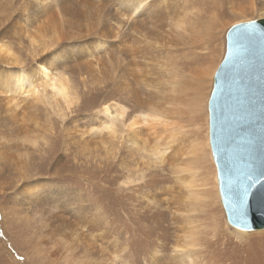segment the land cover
Masks as SVG:
<instances>
[{
	"label": "rangeland",
	"instance_id": "374dc122",
	"mask_svg": "<svg viewBox=\"0 0 264 264\" xmlns=\"http://www.w3.org/2000/svg\"><path fill=\"white\" fill-rule=\"evenodd\" d=\"M120 2L0 0V45L15 57L0 56V88L5 71L32 73L42 63L66 75L78 95L67 109L18 94L6 103L0 94V264H153L154 250L172 253L183 225L196 226L198 264H264V230L241 237L227 221L208 110L227 31L263 18L264 0H221L219 10L214 0H170L187 22L166 39L149 32L151 24L120 22ZM77 10L84 17L68 14ZM173 76L187 77L177 86L175 116L184 144L199 143L198 151L192 160L186 153L153 164L127 142L125 125L166 106ZM111 103L125 109L115 136L98 128L97 110ZM186 166L192 172L181 173ZM179 175L205 195L187 213L191 224L173 217Z\"/></svg>",
	"mask_w": 264,
	"mask_h": 264
},
{
	"label": "bare ground",
	"instance_id": "6f19581e",
	"mask_svg": "<svg viewBox=\"0 0 264 264\" xmlns=\"http://www.w3.org/2000/svg\"><path fill=\"white\" fill-rule=\"evenodd\" d=\"M120 1V8L118 11L121 18L120 22H123L124 25H130L132 29H136V25L139 23L151 24V31L149 32H152L157 36L159 35L163 39H166L167 36L172 34L177 35L180 32L186 31L185 22L187 21L184 19V16L186 15L182 14L184 13L181 12L182 6L177 2H175L176 4H172L170 0ZM214 3L217 10H219L221 0H214ZM175 5L178 6L175 7ZM171 6L175 7L173 11L177 12V15L175 14L172 16V12H168V9H170ZM159 7H161V9H159ZM188 12L193 13L192 10ZM81 13L77 10L68 14L77 18L84 17V15H82L83 13ZM217 18H214V21H219L218 19L220 18ZM214 21H211L212 25L215 24ZM142 25L145 26L144 24ZM142 25L139 24V27L142 28ZM211 26H209V30ZM144 28L145 27H143V29ZM211 33L209 34L211 35ZM2 52L5 53L4 56L2 55ZM0 56L2 60L6 61L8 60L6 57H11V59L15 61L13 54L3 45H0ZM5 72L3 85L0 88V94H2V100H6V103H9L14 99L17 100L16 97H12L11 95L15 96L18 94L24 95L25 97L32 96L34 98L50 100L55 105L61 103L69 109L78 99L77 93L72 90L68 77L63 73L56 75L53 72H50L47 66L42 63L37 64L35 68L32 69V73L28 72L21 66L15 71L7 70ZM167 81V86L164 89L162 88L165 90L166 106L161 105V107L157 108L152 107L147 112L137 114L125 125L127 142H129L132 148L139 150L142 157L144 156L147 161H150L153 164L161 163L164 162V160H168V158L172 159L177 155L180 156L186 153H189L192 156L190 158V160H192L195 158L198 151L199 143L197 144L193 141L188 145L184 144L186 142V138H184V134H182V128L184 127L175 116L177 110L180 108L176 107V104L174 103V100H176V94L179 93L177 86L187 83V77L180 80L173 76L171 78L169 77ZM149 93L152 94L151 91H149ZM124 113L125 109L116 103L103 105L97 110V114L101 115L104 119L103 123H101L98 128L102 127V129L112 133V136H115L116 122L124 117ZM102 129L96 131L99 132L102 131ZM144 132H148L149 136L152 137L149 138L148 135H142ZM163 132L166 133L162 136L161 134ZM188 159L189 157L187 156V160ZM192 170L193 169L190 170L187 166L183 169L180 168L181 173L183 171L190 173ZM187 176L188 175L178 176V179L182 181L183 186L178 199L179 207L175 209L173 217L175 219H180L187 224H191V220L189 219L190 216H188L187 213L196 211L199 206L198 201L205 200V195L201 189L197 188L192 180H187ZM204 200L202 202H204ZM177 212H180L178 216L175 215ZM195 228L196 226L183 225L181 235L177 237L172 253L167 256H158V250H154L153 264H198L197 259L200 256L199 251L201 247L197 243V231ZM247 230L248 229L235 227V231L237 232L235 234L243 237L247 234ZM257 230H264V228L256 229V231Z\"/></svg>",
	"mask_w": 264,
	"mask_h": 264
},
{
	"label": "water",
	"instance_id": "95a60500",
	"mask_svg": "<svg viewBox=\"0 0 264 264\" xmlns=\"http://www.w3.org/2000/svg\"><path fill=\"white\" fill-rule=\"evenodd\" d=\"M252 21L251 35L248 21L227 31L208 100L220 200L228 223L248 230L264 228V17Z\"/></svg>",
	"mask_w": 264,
	"mask_h": 264
},
{
	"label": "snow or ice",
	"instance_id": "6c2138e0",
	"mask_svg": "<svg viewBox=\"0 0 264 264\" xmlns=\"http://www.w3.org/2000/svg\"><path fill=\"white\" fill-rule=\"evenodd\" d=\"M246 23L248 25V29H245V35H251L252 33L249 30L251 29V26L254 24V21H248ZM233 27L235 28L236 26L234 25ZM247 180H248L249 187L254 186L256 181H255V178L251 174L248 175ZM244 194L245 195L247 194V189L244 190Z\"/></svg>",
	"mask_w": 264,
	"mask_h": 264
}]
</instances>
